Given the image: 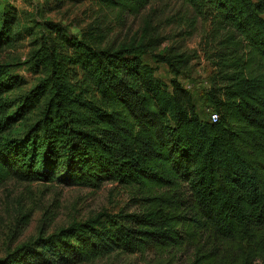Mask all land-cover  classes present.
Returning <instances> with one entry per match:
<instances>
[{
	"label": "trees",
	"instance_id": "1",
	"mask_svg": "<svg viewBox=\"0 0 264 264\" xmlns=\"http://www.w3.org/2000/svg\"><path fill=\"white\" fill-rule=\"evenodd\" d=\"M157 1L164 13L174 2L186 8L182 18L210 23L203 53L218 120H202L179 82L197 54L180 45L157 53L165 38L155 27L130 46L108 39L106 15L81 37L52 25L35 55L51 76L22 98L17 115L5 99L17 83L0 66V189L9 181L111 183L137 189L144 205L41 236L0 264H88L150 249L175 257L188 247L191 264H264V0ZM85 2L124 23L151 0H45L57 9ZM15 22L14 12L5 14L2 38ZM144 55L168 66L170 84ZM39 108L24 141L12 140L14 119Z\"/></svg>",
	"mask_w": 264,
	"mask_h": 264
},
{
	"label": "rangeland",
	"instance_id": "2",
	"mask_svg": "<svg viewBox=\"0 0 264 264\" xmlns=\"http://www.w3.org/2000/svg\"><path fill=\"white\" fill-rule=\"evenodd\" d=\"M164 6L157 0H151L141 14L126 16L123 23L116 22L112 13L101 11L91 2L80 5L66 3L57 9L53 3L46 5L45 0H0V40L2 43L7 41L0 50V66L5 67L9 74L8 83H17L8 88L5 95L11 112L17 115L22 98L51 76L50 69L35 55L48 45L52 25L69 35L81 37L97 18L101 21L106 15V24L112 29L108 39L115 44L135 45L146 29L153 26L165 38L157 53H165L171 46L180 45L183 50L197 54L190 69L179 77V82L193 95L201 119L209 121L214 110L208 96L212 66L203 50L210 23L203 19L190 21L189 12L182 18L186 8L181 4L173 2L172 10L169 8L166 13L163 12ZM178 10H181L179 15L171 17ZM10 11L15 13L16 22L9 39L5 40L1 29L4 16ZM143 60L154 68L156 78L171 83L173 76L167 65L156 63L151 55H144ZM40 111L41 108L20 120L16 117L9 135L11 139L23 142ZM143 205L137 189L118 184L106 183L98 189H87L9 181L0 189V259L32 242L36 243L41 236L88 223L103 213L139 212ZM194 258L195 249L191 247L175 257L159 249H150L146 254L137 255L114 252L88 264H191Z\"/></svg>",
	"mask_w": 264,
	"mask_h": 264
},
{
	"label": "built area",
	"instance_id": "3",
	"mask_svg": "<svg viewBox=\"0 0 264 264\" xmlns=\"http://www.w3.org/2000/svg\"><path fill=\"white\" fill-rule=\"evenodd\" d=\"M217 120H218V115L215 114V113H213V114L211 115V121L215 123Z\"/></svg>",
	"mask_w": 264,
	"mask_h": 264
}]
</instances>
